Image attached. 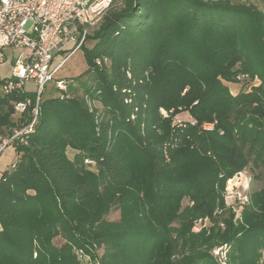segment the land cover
<instances>
[{
	"label": "trees",
	"instance_id": "trees-1",
	"mask_svg": "<svg viewBox=\"0 0 264 264\" xmlns=\"http://www.w3.org/2000/svg\"><path fill=\"white\" fill-rule=\"evenodd\" d=\"M111 1L86 39L93 47L81 48L90 83L78 94L68 82L63 98L43 91L33 132L16 141L17 160L0 176V264H217L203 234L191 232L195 221L214 219L227 180L243 169L264 184V0L263 9ZM240 73L258 84L232 93L225 84ZM84 96L100 105V122ZM25 98L34 95L0 94V129L29 123L30 108L13 112ZM184 112L193 124L174 123ZM112 211L118 219L109 221ZM244 222L222 237L237 264H257L264 186Z\"/></svg>",
	"mask_w": 264,
	"mask_h": 264
},
{
	"label": "built area",
	"instance_id": "built-area-1",
	"mask_svg": "<svg viewBox=\"0 0 264 264\" xmlns=\"http://www.w3.org/2000/svg\"><path fill=\"white\" fill-rule=\"evenodd\" d=\"M111 5V0H0V64L6 60L5 49L12 48L19 51L9 78L0 81V93L2 95L27 93L25 85L31 82L33 90L30 93L34 95L33 100L25 98L23 101L13 103V112L17 117L30 108V121L22 128L10 129L7 136L0 138V156L7 148H14L16 141L26 144L25 136L33 132L41 95L47 84L55 83V89L62 93L61 98L68 94V83L54 80V77L67 59L85 45L87 37L96 29ZM29 22L31 26L26 30ZM64 53H67L65 57L51 69L53 61ZM94 63L101 67L106 60L97 58ZM127 79L133 80L130 73H127ZM133 81L132 83L135 84V80ZM235 81L248 87L258 84L256 78L252 79L241 73L235 76ZM138 82L140 83L141 80ZM124 92L129 94L130 91ZM83 99L87 110L95 114L96 123L100 122L102 118L100 105L88 96H84ZM160 113L164 117L167 116L163 110H160ZM185 121L194 123L191 119L182 120L177 116L174 118V123L179 126ZM212 128L213 124L209 123L201 126L203 131H210ZM84 162L94 166L92 161ZM241 177V172H238L227 180L225 196L231 194L238 201L247 203L249 196L240 189L241 187L236 189L234 185L231 188L232 192L228 190L229 183ZM77 254L80 261L89 260L81 252ZM213 254L221 260L223 248L215 249Z\"/></svg>",
	"mask_w": 264,
	"mask_h": 264
},
{
	"label": "rangeland",
	"instance_id": "rangeland-1",
	"mask_svg": "<svg viewBox=\"0 0 264 264\" xmlns=\"http://www.w3.org/2000/svg\"><path fill=\"white\" fill-rule=\"evenodd\" d=\"M231 3H245L251 4L256 6L259 9H263V5L260 0H228ZM113 7V4L111 5ZM31 26V22H29L26 26V30ZM92 33V31H91ZM90 33V34H91ZM94 45L93 41H87L85 43V49H91ZM84 49V50H85ZM84 50L80 49L76 51L72 56H70L65 64L63 65L62 69L55 75L54 80H62L65 82L73 81L76 83L75 85L78 87V94L82 92L80 86L84 87V85H88L90 80L88 79L87 73V62L85 60ZM4 54L6 56V60L3 64H0V81L9 78L11 68L14 65V62L19 54L18 50H14L12 48H7L4 50ZM67 53H64L56 58L51 65V69L62 60ZM78 78V79H77ZM80 83V84H79ZM55 83L50 82L46 85L45 92L43 94L44 97L53 95L57 96V92L55 91ZM228 86L230 91L234 93L235 91L239 90H247L248 87L246 84L240 85L236 83H227L225 84ZM25 90L27 93H30L33 90V84L28 82L25 85ZM1 94V93H0ZM178 119H188L187 113H181L177 116ZM11 129V128H10ZM7 130V129H6ZM5 129H0V138L5 137L8 135V132ZM67 157L72 159L74 156V152L71 150H67L66 152ZM16 158L12 157L11 163L15 162ZM11 163L8 165L7 169L10 168ZM84 164L89 168L93 169L92 165H87L85 162ZM241 179H233L229 185L228 190L231 191L232 186L236 185V189L241 187L242 191L247 192L249 196V200L247 203H243L238 201L235 197L231 194H227L224 196L225 199V206L223 209H217L214 212V219L209 218H200L197 219L192 227L191 232L193 234H203V239L209 243L205 245V249H208L211 257L216 261L217 264H237V256L236 253L233 251V244L232 242L225 241V238L222 236L229 231V235L232 233L233 229H237L243 225H245V212L247 211L248 204L250 202V195L253 191H257L261 189L264 184L261 179H254L250 170L245 168L241 171ZM247 187V188H246ZM107 220H117L118 219V212L112 211L107 217ZM228 237V236H227ZM63 243L61 238H56L54 240V244L59 246ZM210 247V248H209ZM219 247L223 248V254L221 260H218L216 256L213 254V251ZM238 252V251H237ZM259 258L257 264H264V248L259 249Z\"/></svg>",
	"mask_w": 264,
	"mask_h": 264
},
{
	"label": "crops",
	"instance_id": "crops-1",
	"mask_svg": "<svg viewBox=\"0 0 264 264\" xmlns=\"http://www.w3.org/2000/svg\"><path fill=\"white\" fill-rule=\"evenodd\" d=\"M238 85V84H237ZM188 116V115H187ZM189 119V116H188ZM188 119H184V120H188ZM12 157H15L17 160V155L16 152L14 150L13 147L7 148L0 156V176L1 174L7 170L8 165L11 163V159ZM16 162V161H15ZM11 163L10 168L12 167V165L15 163Z\"/></svg>",
	"mask_w": 264,
	"mask_h": 264
}]
</instances>
